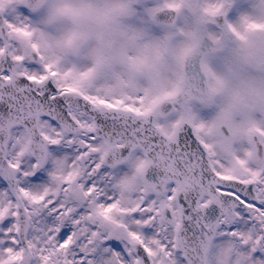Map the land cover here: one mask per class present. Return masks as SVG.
Instances as JSON below:
<instances>
[{
    "label": "snow or ice",
    "instance_id": "6c2138e0",
    "mask_svg": "<svg viewBox=\"0 0 264 264\" xmlns=\"http://www.w3.org/2000/svg\"><path fill=\"white\" fill-rule=\"evenodd\" d=\"M43 2L0 0V264H264V126L214 142L210 53L161 95L100 81L34 42Z\"/></svg>",
    "mask_w": 264,
    "mask_h": 264
},
{
    "label": "clouds",
    "instance_id": "9594fccd",
    "mask_svg": "<svg viewBox=\"0 0 264 264\" xmlns=\"http://www.w3.org/2000/svg\"><path fill=\"white\" fill-rule=\"evenodd\" d=\"M224 2L154 0L140 20L141 0H44L34 42L53 59L92 68L100 81H137L150 96L170 91L183 64L209 52L213 76L200 108L214 114L205 123L214 128V142L239 139L247 128L264 126V31L248 28L264 25V0H246V10L232 21L242 39L228 29L208 32L213 18L206 10ZM237 2L226 0L221 15L230 14ZM161 15L166 20L155 34L151 26Z\"/></svg>",
    "mask_w": 264,
    "mask_h": 264
},
{
    "label": "rangeland",
    "instance_id": "374dc122",
    "mask_svg": "<svg viewBox=\"0 0 264 264\" xmlns=\"http://www.w3.org/2000/svg\"><path fill=\"white\" fill-rule=\"evenodd\" d=\"M153 3H148L145 0H141V3L137 5V9H138V16L140 18V20L144 19V10L148 7L153 6ZM247 3L246 0H238L236 6L234 7L233 11L229 14V17L231 20H235L237 18V16L244 10H246L247 8ZM43 16V10L37 12V13H32L31 14V18L33 20L34 23H38L39 20L41 19V17ZM151 30L155 33V34H159L161 31V26L160 25H152L151 26ZM197 108L199 109V114L201 115L202 118L204 119H208L211 118V116L214 114V110H208V109H202L200 108V106L198 105Z\"/></svg>",
    "mask_w": 264,
    "mask_h": 264
}]
</instances>
